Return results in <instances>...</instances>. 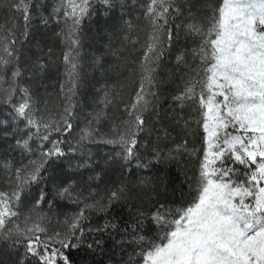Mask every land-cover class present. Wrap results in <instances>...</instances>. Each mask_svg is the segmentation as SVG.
<instances>
[{
    "label": "snow or ice",
    "instance_id": "1",
    "mask_svg": "<svg viewBox=\"0 0 264 264\" xmlns=\"http://www.w3.org/2000/svg\"><path fill=\"white\" fill-rule=\"evenodd\" d=\"M0 10V264H113L117 251L116 264H264V0ZM93 23L107 43L87 60ZM61 68L51 104L46 81ZM89 71L104 83L85 112ZM196 134L202 152L185 138ZM156 165L181 170L140 171Z\"/></svg>",
    "mask_w": 264,
    "mask_h": 264
},
{
    "label": "trees",
    "instance_id": "2",
    "mask_svg": "<svg viewBox=\"0 0 264 264\" xmlns=\"http://www.w3.org/2000/svg\"><path fill=\"white\" fill-rule=\"evenodd\" d=\"M46 2H48V0H46ZM205 2H207L209 4H215L216 0H205ZM4 20H5V13H4V11L0 10V24L4 23ZM96 29H97V25L95 23H93L92 24V30L93 31L89 32V40L86 41V43H85V52L88 54L86 57L87 60L91 59L92 53L99 54L100 52H103L104 51V45L107 43L106 37L102 38V37H98V36L93 35V33L96 31ZM86 31H88V29H86ZM50 46L53 49V53H54L53 58L55 59L56 56L60 55V53L62 52L63 46L58 40L50 42ZM174 63H175L174 57L169 56L168 61H167V67L171 68ZM86 71H87V69H86ZM125 75H126V73H125ZM162 76H164V78L167 79L166 74L162 73ZM62 79H63V76H62V68H61L60 73H53L48 78V80L46 81L47 92L50 94L49 102L51 104H54L57 102V93L59 90V82ZM115 79H116V77L113 76L112 80L110 82H114ZM88 81H90V83H87L86 87L81 89V96L87 102L83 108V111H85V112L92 111V108L89 105H91L92 100L96 99L97 90L100 88L101 84L104 83V81L100 79L98 72H91V71L88 72ZM181 88H182V84H181V81L179 80V78L173 77V79L167 85H165L164 90L166 93H169L171 95H175V94H177V92ZM42 91H43V89H42ZM169 103H171L170 96L168 98V102L165 103L163 105V107L167 108ZM121 107H122V105H121ZM186 112H187V110H186ZM153 121H154V127L156 129H161L162 127L168 128V131L171 132L172 138H174L177 142L179 141L180 137L177 136L176 131H173V129L168 126V120L167 119L157 121L156 118H153ZM80 126L81 127L83 126L82 121L80 122ZM110 128H111V125L108 123H105L101 126V131L102 132H108V131H110ZM160 135H163V132H161ZM155 138H156L155 134L152 137H150L151 140H155ZM185 138L189 140L190 146H195L197 149L201 150V152H202L203 145H202L201 140L199 138V134H196L195 136L188 135V136H185ZM103 151L107 152V151H109V148L105 147V148H103ZM196 164H197L196 158L185 157L184 158V164L181 167L186 166L189 169L188 175L191 176V175H193V172L195 171ZM180 170H181V168L177 167L176 165H171V166L156 165V167L151 172L149 170H140V171L144 175H155L157 173L166 175L170 171L171 175L173 177H175L177 172H179ZM179 179L180 180L184 179L182 174L179 177ZM72 210L73 209H68L67 211H72ZM131 251H132L131 248L126 249V252H131ZM121 257H123L124 259H127V256L125 253L117 251L115 253V255L112 257L113 264H116V262L119 261L121 259ZM96 259H101V257H96Z\"/></svg>",
    "mask_w": 264,
    "mask_h": 264
}]
</instances>
